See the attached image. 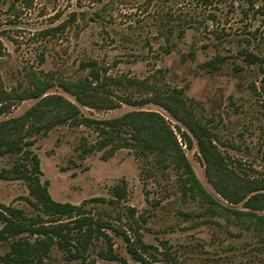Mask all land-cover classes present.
Returning <instances> with one entry per match:
<instances>
[{"label":"rangeland","instance_id":"1","mask_svg":"<svg viewBox=\"0 0 264 264\" xmlns=\"http://www.w3.org/2000/svg\"><path fill=\"white\" fill-rule=\"evenodd\" d=\"M0 40V91L14 94L39 80L45 94L63 95L89 118L159 112L200 184L219 202L188 189L187 173L171 157L159 162L157 155L139 156L130 146H100L93 124L67 121L24 139L32 141L40 181L52 198L80 205L105 224L90 237L73 234L70 247L84 258L69 257L53 243L32 264H122L99 255L109 243L129 264H141L127 251L125 235L132 243L140 236L151 244L155 264L167 255L176 264H264V225L255 224L250 213H234L231 209H249L243 202H227L213 188L186 126L160 105L144 101L149 90L125 86L127 79L137 78L183 87L228 164L241 173L264 170V60L249 63L243 54L264 56V0H0ZM216 55L224 60L211 71L204 63ZM91 59L101 73L121 79L111 86L113 99L127 96L135 104L88 106L61 87L62 81L87 75L89 68L80 62ZM37 100L3 96L0 120L20 115ZM16 159L32 166L22 153L3 154L0 171ZM27 185L15 176L0 178V205L19 207L27 215L39 212ZM15 238L0 239V264H14L2 256Z\"/></svg>","mask_w":264,"mask_h":264},{"label":"trees","instance_id":"2","mask_svg":"<svg viewBox=\"0 0 264 264\" xmlns=\"http://www.w3.org/2000/svg\"><path fill=\"white\" fill-rule=\"evenodd\" d=\"M1 49L0 40V54ZM243 54L244 59L249 63L264 60V56L260 57L249 51H243ZM223 60L222 56L216 55L204 64L213 71L220 67ZM96 64L93 59L81 61V67L89 68L87 75L77 80L62 81L61 87L72 94L77 101L88 106L115 108L121 101L135 104V101L127 96L121 97L122 99L119 97L118 101L113 99L115 93H112L111 86L115 87L122 81L120 78L101 73ZM31 84L30 88L19 90L14 94L0 91V104L3 96L7 95L17 99H38L20 115L0 120V155L22 153L32 161V166L27 167L25 163H20L19 159L14 160L9 168L0 171V178L15 176L24 179L39 209L34 215H27L19 207L0 205V239L7 240L17 236L10 242V249L2 256L5 261L14 264H32L43 259L53 243L65 248L69 257H83L82 251L72 250L70 247L73 234L79 231L90 237L92 232H95L94 229L100 230L105 224L103 221L93 220L80 205L52 198L46 184L40 181L39 159L30 147L32 141L24 139L25 136L47 131L67 121L76 124L81 122L93 124L101 135V140L98 142L100 146L112 144V150L130 146L135 148L139 156L145 157L152 153L157 155L156 160L159 162L171 157L187 173L188 189L200 193L212 204L219 203L200 184L176 134L159 112L131 110L107 119H93L84 116L79 106L63 95L45 94V85L41 81L33 80ZM125 86L149 90L151 94L144 101L160 105L177 121L183 123L196 140L205 164L207 179L213 188L227 202H243L249 209V211L231 209L234 213H250L255 219V224L264 225V212L257 213L264 210V170H256L255 174H248L246 171L241 173L228 164L226 157L213 141L211 129L194 114L192 105L185 99L184 88L164 87L137 78L127 79ZM125 132H129L128 135H125ZM29 236H32L33 240ZM125 240L127 251L141 264H155L153 262L158 260L154 251L150 250L152 245L145 243L140 236L136 237L137 244L132 243L127 235ZM84 249L85 245L82 247V250ZM99 255L108 259H118L122 264H129L124 257L113 250L111 243L106 249L99 251ZM164 259V262L160 260V263L156 264L177 263L176 259H172L169 255ZM87 264L94 262L87 261Z\"/></svg>","mask_w":264,"mask_h":264}]
</instances>
